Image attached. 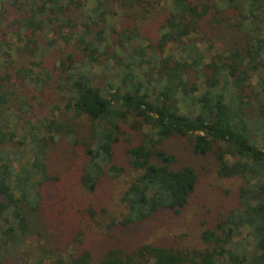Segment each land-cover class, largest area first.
I'll return each mask as SVG.
<instances>
[{"label":"trees","instance_id":"obj_1","mask_svg":"<svg viewBox=\"0 0 264 264\" xmlns=\"http://www.w3.org/2000/svg\"><path fill=\"white\" fill-rule=\"evenodd\" d=\"M0 24L19 42L0 40L10 50L0 74V264H264V0H0ZM48 86L63 105L31 120L29 102ZM60 113L87 118L85 131ZM122 137L135 143L121 227L190 204L199 173L166 149L173 138L238 180L236 205L201 222L203 249L109 242L100 255L31 252L43 189L59 180L50 155L74 154L92 192L126 173L116 162Z\"/></svg>","mask_w":264,"mask_h":264},{"label":"rangeland","instance_id":"obj_2","mask_svg":"<svg viewBox=\"0 0 264 264\" xmlns=\"http://www.w3.org/2000/svg\"><path fill=\"white\" fill-rule=\"evenodd\" d=\"M2 29L3 25L0 24V40L6 42L13 40L15 44L17 38H12ZM215 42L217 46L221 45L217 39ZM7 51L10 50L7 49L5 52ZM5 52L0 51L1 75H4V69L9 65ZM12 61L14 63L11 62V66H18L17 63L21 62L13 58ZM257 80L255 78L254 82ZM24 95L28 100L35 98L31 86L24 88ZM60 96L51 87H45L41 100L29 102L32 106L31 120L50 116L56 105L62 107L63 101ZM58 115L65 120L67 118L74 126L76 124L78 130L85 131L88 120L84 116L76 113ZM128 127L127 125V133L135 135L136 132L130 127L128 130ZM133 143H135L133 137L131 142L122 137L116 146V162L127 168L126 173L119 178L104 176L92 192L85 190L80 184L79 165L74 161V154L57 149L50 155V169L59 176V180L49 183L43 189L44 203L39 217L36 216L42 225L37 222V227L28 236L27 241L31 252L39 248H48L54 253L60 250L64 256H69L80 255L90 249L95 255H100L109 242L119 243L131 249L151 242L179 248L203 249L204 243L200 238L201 222L206 221L213 225L236 205L238 180L220 178L216 174V157L213 154L199 157L191 153L188 139L173 138L166 144V149L176 152L181 162L193 163L199 173L197 191L190 204L180 214L161 211L146 223L121 227L117 224L123 211L120 200L130 179L126 150Z\"/></svg>","mask_w":264,"mask_h":264}]
</instances>
